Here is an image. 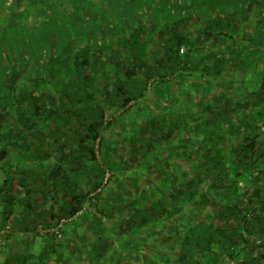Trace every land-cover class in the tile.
Instances as JSON below:
<instances>
[{"label":"trees","instance_id":"trees-1","mask_svg":"<svg viewBox=\"0 0 264 264\" xmlns=\"http://www.w3.org/2000/svg\"><path fill=\"white\" fill-rule=\"evenodd\" d=\"M68 2L69 26L58 20L53 36H35L52 46L32 39L0 63V230L8 232L0 264H48L56 248L72 264L80 256L94 264L96 254L107 264L109 250L113 264H264V79L243 96L238 77L222 69L230 46L258 37L242 21L264 25V0ZM257 32L264 58V28ZM210 80L228 115L217 133L223 143L206 149L193 138L207 129L198 122L212 104ZM148 87L194 97L183 113L192 135L175 133L167 157L157 138L143 140L141 153L134 137L146 124L133 133L127 119ZM61 219L58 238L50 228ZM17 232L42 236L40 250L13 248Z\"/></svg>","mask_w":264,"mask_h":264},{"label":"rangeland","instance_id":"rangeland-1","mask_svg":"<svg viewBox=\"0 0 264 264\" xmlns=\"http://www.w3.org/2000/svg\"><path fill=\"white\" fill-rule=\"evenodd\" d=\"M68 4V0H0V63L2 61L3 63L5 62L8 64L10 61L9 55L12 53V51L15 54L22 52V50H18L17 45L25 44L22 45V49L26 48L28 42H32V39L37 46H40V49L41 47H43V45H45L42 43H47L49 44V46H52L53 42L51 40V37H45V39H41V37L35 36H38L37 32L39 31L43 33L49 32L47 35H45L47 37L50 34L53 36V34H55V32L53 31L57 28L56 21L58 20L63 21L67 26H69V20L68 18H66L68 16L61 11L65 7L69 9L70 6ZM243 16L239 19H242ZM50 25H52L51 29H49ZM260 26L258 25V28L256 30L255 22L253 19L248 20L246 22H244L243 20L242 29L244 30V28L248 27V29L255 31L253 37L256 34L258 35V37L255 36L256 40L254 39V42L249 47L240 44L238 48H233L232 46H230L231 51L229 49L226 50V55H231L230 58H228L229 60L226 61L227 64L223 66L222 69L225 72V77H227L228 79H230L234 75L238 77V82L235 83L239 87V91L237 94L241 92V94L243 93V96L247 94L249 95V92H252L255 96L256 92L259 91L258 88L261 86V80L264 79V73L263 71H261V69L263 68L264 61L262 54V44H258L260 41H262L263 36L261 35L262 32H257L259 30H262L264 28V25ZM44 28H47V30L44 31ZM85 29L86 27L84 25L83 31ZM224 29L225 31H231L230 28H225V26ZM6 30L11 31V34L6 35ZM103 32L106 33V30H104ZM109 33L110 35L112 34V36L114 35L111 30H109ZM165 37H167V35H165ZM150 44L141 42L138 43V46L143 49L145 45L149 47ZM172 44L175 45V43ZM10 47L12 48V51L8 50ZM207 48L208 47L206 46L205 49ZM18 63L23 66L22 62L19 61ZM18 63L11 64H17V68L20 69L21 66ZM123 63L126 65V62ZM7 70H5V72ZM0 73L3 74L2 72ZM18 76H21V72L20 74H18ZM213 84V81H211L210 84L207 86L208 88H206L208 92H205L208 98L207 100H209L210 102L212 101V104L208 108L209 110L205 111L204 115L207 116L204 117V119L202 117V119L199 120L200 122H198L199 125H205L207 129H197L196 133L200 134L203 137L199 136V138L196 140H194L195 138H193V141L203 143L202 146H204L206 149H210L212 144L211 142L223 143V138H220L217 133L221 128L219 126H222L223 124V116L228 115V111H224V109L218 108L220 106L218 102L219 98H217L218 92L216 91V87L213 86ZM195 86L198 88L199 91L203 90V84H201L200 81H197V85L195 84ZM152 89L153 88L150 87H148L147 90H144V88L140 89V98L138 97V100L136 101L137 104L134 105L132 110L129 111L126 115L130 118L131 123L129 122V125L133 133L135 132V130L140 129L139 126L141 122L142 124H146V129L143 131L142 135H137L134 137L137 145L136 148L141 149V153H143L145 151L143 150L142 145L145 144V141L152 142L157 138L161 142H163V149L165 150L164 153L167 157L166 152L170 147V142H176V144H178L179 138L183 136L185 132H189L190 134H188L192 135V127L195 123L191 122L187 118L189 115L185 116L183 113L185 110L190 111L188 110V108L191 107L190 102H192V98L194 97L191 96L192 94L190 96H186V94L184 93L187 90L182 89L181 91H179V88L176 87H173V90H166L162 88L160 91V95ZM262 90L264 91V86ZM180 93H182L181 96H179ZM199 96L200 92H197L196 98L200 99ZM213 105L216 106L215 109L213 108ZM199 106L202 107L204 105L199 104ZM195 111L197 112L198 110ZM238 111L242 114L245 113L244 110L240 108L238 109ZM197 115L198 117H200L202 114L200 112H197ZM253 116L256 115L253 114ZM209 118H211V121H209ZM256 118V121L260 120V117ZM177 132L180 133V137L178 135H174ZM143 140L145 141L143 142ZM140 142L143 143L140 144ZM218 144L221 145L220 143ZM95 170L97 171V168H95ZM82 172L83 171L79 169V174ZM99 180L100 177H97L94 182L98 184ZM80 185L83 186L82 183H80ZM33 212L34 213L29 215V218H35L36 220L37 216L35 213V209H33ZM81 236H84V233H81ZM32 242L34 244L33 246L37 247L38 240L32 238ZM41 243H43V239ZM55 251L56 253L51 252L46 256L48 264H57V260L61 262L60 264H72L68 255L64 254V256L58 259L57 248L55 249ZM112 251L113 250H109V256H106V261H108L107 264H113V262L109 261L110 255L113 254ZM80 257V264H85L86 256ZM34 261L36 262V260ZM93 262L94 264H103L104 260L100 254H96L93 256ZM4 264L8 263L5 262Z\"/></svg>","mask_w":264,"mask_h":264},{"label":"crops","instance_id":"crops-1","mask_svg":"<svg viewBox=\"0 0 264 264\" xmlns=\"http://www.w3.org/2000/svg\"><path fill=\"white\" fill-rule=\"evenodd\" d=\"M140 12V11H139ZM128 13V12H127ZM127 13H125V14H127ZM132 15H134L133 13H131ZM141 14H143V13H141ZM115 16V15H114ZM118 16H119V14H118ZM154 18H156L155 17V15H154ZM154 20V19H153ZM159 28V26H156V29H158ZM156 31V30H155ZM147 38V35L145 34L144 35V39H146ZM154 39V38H153ZM151 43H154V41L152 40L151 41ZM159 105H161V104H159ZM135 115V114H134ZM127 119H128V122H130V118H129V116H127ZM131 123V122H130ZM50 225H51V223H50ZM41 223L40 222H36V233H38V231H39V233L38 234H40V235H42V233H44L45 231L44 230H42L41 229ZM51 227L52 228H50V229H56L57 231H60L59 230V228H66V226H65V223H64V220H60V221H58V222H56V223H53V225H51ZM7 230L6 229H3V230H0V246L1 245H3L4 244V236H6L7 235ZM60 233V232H59ZM36 235V234H35ZM32 236H33V234H31V233H27V234H24V233H20V232H17V233H14L13 234V239H15L16 240V242L14 241V244H13V248H15V249H17V248H20V246H23V242L24 243H26L25 245H26V249L27 250H29L30 249V251H31V253L32 252H35V253H37L39 250H40V245L42 244L41 242H42V236H39V235H37L36 237L37 238H35L36 240H38V242H37V247L36 246H33L32 247V244H33V242H32ZM41 240V241H40ZM57 241V240H56ZM58 242V241H57ZM13 243V242H12ZM33 250V251H32ZM35 263V261H33L32 260V262L30 263V264H34ZM36 264V263H35Z\"/></svg>","mask_w":264,"mask_h":264},{"label":"built area","instance_id":"built-area-1","mask_svg":"<svg viewBox=\"0 0 264 264\" xmlns=\"http://www.w3.org/2000/svg\"><path fill=\"white\" fill-rule=\"evenodd\" d=\"M179 52L183 53V48H181L179 50ZM105 177H107V173H106ZM52 232L56 235V237L61 238V234L59 233V231H57L56 229H52Z\"/></svg>","mask_w":264,"mask_h":264}]
</instances>
